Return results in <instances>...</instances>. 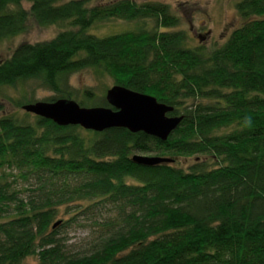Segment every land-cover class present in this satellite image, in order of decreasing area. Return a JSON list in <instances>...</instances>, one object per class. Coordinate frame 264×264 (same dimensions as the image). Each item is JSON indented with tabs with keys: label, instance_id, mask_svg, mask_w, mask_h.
I'll return each mask as SVG.
<instances>
[{
	"label": "trees",
	"instance_id": "16d2710c",
	"mask_svg": "<svg viewBox=\"0 0 264 264\" xmlns=\"http://www.w3.org/2000/svg\"><path fill=\"white\" fill-rule=\"evenodd\" d=\"M235 8L243 23L206 49L159 1L0 0V41L29 19L64 24L0 61V87L36 79L56 93L46 101H76L68 76L91 67L182 116L166 140L1 117L0 264H264V0ZM105 20L137 27L90 31ZM82 94L81 107H109ZM134 152L171 161L141 166ZM79 216L95 235L71 253L62 231Z\"/></svg>",
	"mask_w": 264,
	"mask_h": 264
},
{
	"label": "rangeland",
	"instance_id": "374dc122",
	"mask_svg": "<svg viewBox=\"0 0 264 264\" xmlns=\"http://www.w3.org/2000/svg\"><path fill=\"white\" fill-rule=\"evenodd\" d=\"M109 0H87L88 5H95ZM142 2L145 0H135ZM166 3L170 6L172 13L180 19L179 29L185 30L188 36V44L196 46L201 44L206 49H212L221 45L229 36L230 32L243 23L239 17L235 4L239 0H151ZM23 7L28 8V4L23 2ZM64 24H52L40 26L34 20L29 19L25 32L13 37L4 38L0 41V61L9 57L13 49L22 42H39L52 38ZM137 27L135 22L121 20H105L95 23L90 31L97 35H108L110 33L122 32ZM67 83L75 100L82 98L83 90L87 89L91 93V100L99 101L104 97L105 92L112 86V79L106 73L96 68H84L68 76ZM56 93L42 86L36 79H29L17 83L14 86L0 87V118L5 116H15L23 121H32L33 114L26 115V112L17 107L16 101H46L53 98ZM30 99V100H29ZM74 100V99H72ZM75 101V102H76ZM38 117V116H37ZM143 156H158L155 153L134 152ZM195 157L180 159L179 164L187 166L195 161ZM10 181L14 177H9ZM16 186L19 185V181ZM86 217L79 216L76 220L78 224H70L64 231V242L67 250L71 253L83 252L87 250L95 235L94 218L86 220ZM32 264L35 260L28 259Z\"/></svg>",
	"mask_w": 264,
	"mask_h": 264
},
{
	"label": "water",
	"instance_id": "95a60500",
	"mask_svg": "<svg viewBox=\"0 0 264 264\" xmlns=\"http://www.w3.org/2000/svg\"><path fill=\"white\" fill-rule=\"evenodd\" d=\"M109 107H81L70 99L34 101L22 109L35 116L51 120L59 126L78 125L85 130L101 132L112 127L125 128L130 132L142 131L160 140L177 128L182 116L167 115L172 106L158 102L153 96L139 93L123 86H111L105 92ZM132 161L141 166H154L170 162L166 157L134 154Z\"/></svg>",
	"mask_w": 264,
	"mask_h": 264
}]
</instances>
